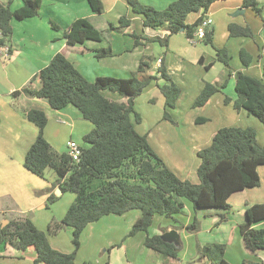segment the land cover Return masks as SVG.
I'll list each match as a JSON object with an SVG mask.
<instances>
[{
    "label": "trees",
    "instance_id": "trees-1",
    "mask_svg": "<svg viewBox=\"0 0 264 264\" xmlns=\"http://www.w3.org/2000/svg\"><path fill=\"white\" fill-rule=\"evenodd\" d=\"M21 7L13 9L11 2H0V47L7 46L12 36L13 20L23 21L37 15L41 0H19ZM93 13L100 15L103 4L100 0H87ZM226 0H174L162 10L144 5L138 0H126L132 14L142 18V26L154 31H166L163 38L140 37L145 42H158L166 47L168 37L183 33L189 40L199 24L200 18L193 24L186 23L191 13H206L215 2ZM242 7L251 9L261 16L262 9L258 0H241ZM130 19L120 17L118 29L130 25ZM116 29L109 24L108 31ZM230 38H252L249 27L230 23L227 26ZM137 43L138 37L130 34ZM212 31L206 32L203 42L212 44ZM67 46L84 45L87 41L101 42L102 33L88 19L79 18L71 23L64 34ZM264 51V43H263ZM99 59L111 56L109 48L93 50ZM217 61L229 68V56L226 49L216 51ZM264 55V53H263ZM239 59L243 67L251 63V56L240 50ZM199 63H202L199 60ZM210 68V65L205 69ZM147 62L141 61L136 71L126 79L97 77L87 81L61 53L55 54L49 63L35 77L38 88L26 86L23 91L31 98L45 100L54 110L73 106L82 118L93 125V129L83 136L79 162H73L67 154H56L43 131L47 123L46 115L39 109H30L27 120L37 128L34 143L27 150L23 166L33 175L43 178L47 170L57 175L56 183L62 192L74 195V201L68 207L60 221H52L47 231L38 230L28 217L10 221L0 227V247L9 245L24 251L33 248L36 257L33 264H74L79 248L80 236L91 223L106 216H121L136 210L140 217L132 225L128 237L139 232L146 234L144 245L155 251L165 264L177 261L179 247L161 241L160 235L148 234L155 216L163 217L176 223L182 214L184 200L191 204L194 212L203 209L229 210V197L244 189L259 186L257 168L264 166V144L259 145L256 132L252 128L223 127L213 136L210 144L197 152L199 165L196 170V184L179 179L162 159L152 150L145 136L134 129L131 118L140 122V116L134 110V101L153 82L164 98L163 119L172 121L169 110L174 109L180 96V88L168 74L163 57L156 67V74L150 75ZM231 76V72L228 73ZM264 77V63L262 65ZM234 94L232 107L235 111L243 110L257 119L264 129V83L243 72L234 73ZM159 82H162L158 84ZM224 85L205 83L193 102V107H202L209 98L221 91ZM108 91L119 95L123 102H115L103 95ZM225 98L224 103L228 104ZM201 121L204 122V119ZM51 192L52 189L46 190ZM56 200L53 194L48 203ZM221 216L220 220L224 221ZM264 221V204H254L245 210V222L238 227L245 247L255 253L264 250V229L254 225ZM65 227L72 229L73 251L63 253L53 249L47 234L56 235ZM185 228L196 234L199 222L194 219L186 227L174 226V230ZM166 230H162L161 234ZM197 259L210 264H229L224 259L225 246L218 243L196 245ZM241 264H264L245 260Z\"/></svg>",
    "mask_w": 264,
    "mask_h": 264
},
{
    "label": "crops",
    "instance_id": "crops-1",
    "mask_svg": "<svg viewBox=\"0 0 264 264\" xmlns=\"http://www.w3.org/2000/svg\"><path fill=\"white\" fill-rule=\"evenodd\" d=\"M100 1L104 8L105 1ZM138 1L162 10L174 0ZM0 2L3 4L11 2L13 9L22 5L19 0H0ZM115 3L116 0L109 5V11ZM258 3L263 13L264 0H258ZM125 4L126 16L117 14L115 19L118 22L120 17H126L130 19L131 23L128 27L121 29H118L119 27L116 25V29L112 31H108V26L105 25L109 21H104V25L103 22L96 23L104 11L100 15L93 13L87 0H41L36 16L23 21L13 20L11 22L12 36L8 45L10 53L7 56L0 54V227L6 226L10 221L28 217L38 230L46 232L48 224L52 221H60L74 201L72 194L73 196H70L57 207L56 205H59L63 195L69 192H62L58 186L52 187L58 178L56 173L52 170L50 179H47L46 176L43 179L33 175L23 166L25 154L37 136L36 126L27 120L26 114L30 109H39L46 115L47 123L43 135L53 151L59 155L66 154L68 141L72 140L80 144L79 141H82L83 136L93 129V125L84 120L73 106L54 110L45 100L31 98L23 91L29 84L33 88L39 87L37 79L32 82L31 80L49 63L51 58L57 53L63 54L77 71L90 82L97 77L129 78L136 71L141 61L149 64V71L156 69L157 62L160 61L161 57L152 64L155 49L152 45L153 42H145L140 37L162 38L167 35V32L143 28L142 18L132 14L126 0ZM241 9L244 19L235 20L232 13L239 12ZM250 11L255 14L251 9L243 8L241 0H226L213 3L204 14L202 12L189 14L186 19V23L189 25L203 15L212 19L213 25L210 30L213 34L212 44L207 45L203 40L195 42L181 40L178 42L169 38L166 51L168 57L163 56L164 65L173 81L179 88L190 91L189 106H192L205 83L217 86L225 85L226 73L224 71L221 74L222 69L216 66L218 61L216 60L215 49H227L228 55H237L238 58L240 50H244L251 56V63L247 68L243 67L242 64L236 66L237 69L231 73V80L233 81L231 89L223 88L212 95L205 105L196 107V110L199 111L197 115L187 116L186 122L182 121L183 117L180 110L178 111L179 100H177L175 108L171 109V113L169 112L172 121L163 119L164 98L162 94H157L156 91L159 92V90L154 82L134 101L135 110L141 101V97H144L145 102H153L157 99L159 115L151 117L150 111L145 115L139 110H135L141 120L136 123L132 117L131 121L136 132L146 137L152 150L179 179L178 169L181 171L179 164L184 159L181 144L174 143V140L180 135L177 132L179 125L188 123L192 129L196 126L205 127L216 123L208 133H182L186 139L202 138L205 148L220 128L237 127L234 125L235 122H238L244 116L243 113H246L243 110L235 111L232 107V101L235 99L234 73L240 71L264 83L262 74L264 21L261 22L262 28L255 18L260 16L257 14L255 16L249 15ZM79 18L88 19L102 33L101 42L87 41L84 45L67 46L64 34L71 23ZM230 23L249 27L253 37L230 38L227 30ZM130 34L138 37L136 44ZM256 35H258L260 42L255 44L252 39ZM203 43L205 46L201 45ZM100 48H109L112 55L99 59L95 58L93 50ZM254 57L258 58L256 64H254ZM199 60L202 63H199ZM186 64L190 65L189 71ZM208 65L210 68L205 69ZM215 69L219 71V76H211L208 79L202 78L203 72L210 74ZM252 71L255 73L253 74ZM189 72L190 75L188 76ZM195 74L198 75L197 78ZM102 93L112 101H124L119 95L118 99L106 94L110 93L108 91ZM225 98L230 100L228 104L224 103ZM218 112L220 121L214 122ZM202 119L204 122L201 121ZM162 125L174 127L176 132H172L171 128L165 130ZM156 144H165L166 147L161 149L155 147ZM258 144L263 145L264 143ZM257 173L260 180L259 186L232 194L228 199L229 210L203 209L193 211V213L189 212V208L184 203L182 214L179 215L181 218L178 219L179 216H177L178 221L176 223L167 219L168 222L164 229L166 232L174 230V226L186 227L194 219L199 222V230L195 234L196 241L193 246L189 245L191 247V250L188 251L189 261L183 262V259L186 260L188 255L178 256L174 264H210L206 260L197 259L196 245L202 246L208 243L223 244L225 246L224 259L229 264H241L245 260L264 261V250L255 253L249 251L245 247L238 230V227L245 222L246 208L254 204H264V166H259ZM197 182L198 179L196 182L192 181L194 184ZM49 188L52 189L51 192L46 191ZM57 190L60 192L59 196H55ZM50 194L56 198L51 204L48 203ZM186 211L189 213L186 214ZM182 216H186V218L183 220ZM221 216L225 217L224 221L220 220ZM139 217L140 213L133 210L121 216H106L89 224L81 233L74 264H165L158 253L145 247L146 234L144 232L128 237L132 225ZM260 226H264V221L254 225L255 228ZM175 231L179 234L180 250L184 248L183 239L187 241L190 233L185 228ZM148 234L150 236L161 235V231L154 234L148 232ZM182 234H185L184 238ZM47 238L50 246L57 251L71 253L74 249L72 229L69 227H65L56 235L47 234ZM35 257L36 253L33 248L20 251L9 245L0 247V264H33Z\"/></svg>",
    "mask_w": 264,
    "mask_h": 264
},
{
    "label": "rangeland",
    "instance_id": "rangeland-1",
    "mask_svg": "<svg viewBox=\"0 0 264 264\" xmlns=\"http://www.w3.org/2000/svg\"><path fill=\"white\" fill-rule=\"evenodd\" d=\"M105 1V7L103 8V11H104V14L102 15V17H99V19L97 20L96 23L98 22H103V25H104V21H109L108 23H105V25L109 26V24H112L113 26H116L118 25V22L117 20L115 19L116 15L117 14H120L122 16H126V4H125V0H116V3L114 4V6L112 7V9L109 11V5H111V3L114 1L112 0L110 2V0H104ZM103 13V12H102ZM235 12H233L232 14H235ZM239 14H237L234 19L235 20H243V14L241 13V11L238 12ZM255 13V12H254ZM231 14V15H232ZM249 15H252L253 13L250 11L248 13ZM256 14V13H255ZM255 14H253L252 16H255ZM261 17V18H260ZM259 18L258 17H255L259 24H260V27L263 28V25H262V21H264V12L261 13V16ZM264 24V23H263ZM179 34H183V33H177V34H173L171 35L170 37H168V40L169 38H173V40H177L178 42L181 41V40H189L184 34L183 35H179ZM178 35V36H177ZM252 41L256 44V43H259L260 40L258 38V35L254 36V38L252 39ZM152 45L154 46V51H153V57L154 59L152 60V64L155 63L156 59H159V57H163V56H166L168 57V54L166 53L167 51V46L164 47V46H161L158 42H153ZM202 46H205V44H201ZM208 45V44H207ZM192 46V45H190ZM174 47V46H173ZM223 48H220V49H215V52L217 50H221ZM227 51V49H226ZM228 55V54H227ZM229 68H227L225 65H223L222 63H220L219 61L217 62L218 64L216 65L218 68L220 67L222 70H221V74L225 71L226 73V76L224 77V80H225V85H224V89L226 90H229L231 89L232 87V84H233V81L231 80V76H228L229 72L233 73V71H235L237 69V65H241V61L240 59L238 58V56L234 55L233 54H229ZM216 58H217V55H216ZM263 58V57H262ZM189 60V58H187ZM3 61V59H1ZM255 62L254 64L257 63L258 61V58L257 57H254L253 59ZM188 65V64H186ZM188 71L190 70V65H188ZM150 75H155L156 72L155 70H151L148 72ZM252 73L254 74L255 72L252 71ZM190 75V72L188 73V76ZM197 74H195V77L197 78ZM211 76H219V71H217L216 69L214 71H212L210 74H206V72H203V76L202 78H206L208 79L209 77ZM155 83V82H154ZM162 82H159L158 81V84H160ZM156 87H157V83H155ZM158 88V87H157ZM159 90V89H158ZM180 96L178 98L179 102H178V111L180 110L181 112V115L183 117L182 121L186 122L187 121V116H195L199 113V111L196 110V108H193V104L192 106H189V101L191 100V97H190V91L187 90V89H183V88H180ZM157 94H161L159 93L158 91H156ZM110 96H114L115 98H118L119 99V96L118 95H114V94H111V93H106ZM144 97H141V101H139V105L138 107H135V110L138 111L140 113H143V114H147L148 111H150L149 115L151 117L153 116H157L159 115V105L157 103V99L153 100V102H145ZM196 99V98H195ZM181 107V109H180ZM169 112L171 113V110H169ZM244 116H242L238 122H235V126L237 127H241V128H252L255 130L256 132V140L258 143L262 144L264 143V140H263V137H264V129L261 125V123L255 119L254 117L248 115L247 113H243ZM229 120V119H227ZM216 121H220L219 120V112L216 113V119L214 120V122ZM216 123H212V125L210 126H205V127H201V126H196V127H193L191 129L190 125L188 123H183L182 125L180 124L177 128V132L180 133V135L174 140V143H180L181 144V147L183 148V153H184V159H183V162L180 163L179 165L181 166V171L180 169H178V175L180 177V179L182 180H188V181H193V182H196L197 179H196V169L199 165V159L197 158V152H198V149L201 150V148L203 149L204 148V143H203V140L202 138H195V139H192V138H188L186 139L182 133H189V132H203V133H208L210 132L211 128H213V126L215 125ZM162 128L167 130V128H171L172 132H176V128L174 127H164V125H162ZM174 137V136H173ZM173 140V138L171 139V141ZM79 145L81 146H85V144L82 142V141H79ZM155 147H160L161 149H165V144H156ZM63 150H64V147H63ZM52 170H48L47 173H46V178L47 179H50V174H51ZM60 192H56L55 191V196H59ZM70 196H73L71 193H65L63 195V198L61 199L60 203H58L59 205H56L57 207L60 206L62 203H64ZM184 203L187 205V207L189 208V212H193V209L191 208V204L188 202V201H185L184 200ZM189 212L186 211V214H188ZM194 213V212H193ZM183 220L186 218V216H182ZM181 218V216L178 217V219ZM167 219L163 218V217H159V216H155L154 219H153V224L152 226L150 227L149 229V232L152 234L154 233H159L160 231L164 230L166 225H167ZM260 229H264V226H260L259 227ZM188 234V233H187ZM184 235L185 234H182V237L184 238ZM196 241V235L195 234H192L190 233V237L189 239L186 241L183 239V242H184V248L180 249L179 252H178V256L179 257H183V256H187L186 260L183 259V262L184 263H187L189 260V253L188 251L191 250V247H189V245H192L195 243Z\"/></svg>",
    "mask_w": 264,
    "mask_h": 264
},
{
    "label": "built area",
    "instance_id": "built-area-1",
    "mask_svg": "<svg viewBox=\"0 0 264 264\" xmlns=\"http://www.w3.org/2000/svg\"><path fill=\"white\" fill-rule=\"evenodd\" d=\"M212 25H213V21L209 16H207V15L200 16V21H199V24L196 27V30L193 34V39L190 41L195 42V41L204 40L206 32L211 30ZM0 54L7 56L8 55V47L7 46L0 47ZM157 63L159 65L160 61H158ZM66 149H67L66 154L68 155V157L73 162H79L80 156H81V146L79 144H77L76 142L70 140L66 144Z\"/></svg>",
    "mask_w": 264,
    "mask_h": 264
},
{
    "label": "water",
    "instance_id": "water-1",
    "mask_svg": "<svg viewBox=\"0 0 264 264\" xmlns=\"http://www.w3.org/2000/svg\"><path fill=\"white\" fill-rule=\"evenodd\" d=\"M241 11V13L243 14V10H239ZM237 14H239L238 12H236L234 14V16H236ZM59 192V190H57ZM160 239L162 242L167 243V244H172L175 247H179L180 241H179V234L175 231V230H171L168 232H165L163 234L160 235Z\"/></svg>",
    "mask_w": 264,
    "mask_h": 264
}]
</instances>
